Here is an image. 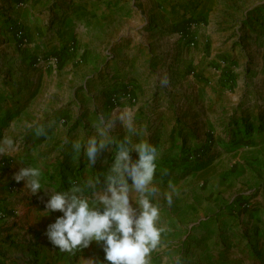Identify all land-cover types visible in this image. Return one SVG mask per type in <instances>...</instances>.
<instances>
[{"label":"rangeland","instance_id":"rangeland-1","mask_svg":"<svg viewBox=\"0 0 264 264\" xmlns=\"http://www.w3.org/2000/svg\"><path fill=\"white\" fill-rule=\"evenodd\" d=\"M39 1L46 34L59 35L70 23L76 31L39 49L37 28L31 45L24 25H16L20 52L11 57L24 60L34 50L32 91L25 82L6 86L7 73L25 65L5 63L10 51L0 56V264L35 260L24 238L61 215L47 209L51 195L78 186L94 198L105 190L119 144L140 138L159 151L150 199L161 209L164 231L149 263L264 264L246 232L239 240L221 229L203 238L200 224L225 215L239 226L234 220L258 191L264 202V0ZM66 58L72 80L65 69L58 73ZM127 109L135 113L136 133L119 120ZM98 126L113 142L93 162L85 146L89 137L100 138ZM29 167L42 173L35 193L27 178L15 179ZM84 186L95 187L83 193ZM130 197L136 207V193ZM202 199L209 203L203 215ZM202 241L222 249H192ZM91 243L103 251L102 242Z\"/></svg>","mask_w":264,"mask_h":264},{"label":"clouds","instance_id":"clouds-1","mask_svg":"<svg viewBox=\"0 0 264 264\" xmlns=\"http://www.w3.org/2000/svg\"><path fill=\"white\" fill-rule=\"evenodd\" d=\"M119 120L129 133H136L133 110H125ZM97 132L100 138L89 137L85 146L86 155L93 162L99 150L113 142L106 128L98 126ZM75 147L80 149V140ZM132 152L136 153L135 159ZM158 157V148L147 139L121 142L105 177L103 192L89 198L80 195L81 189L73 186L70 191L51 195L47 209L61 213L48 225L51 242L69 253L91 241L102 242L108 264H149L150 254L160 243L164 231L159 223L161 209L150 199L157 191L153 180ZM41 177L39 168L29 167L21 169L15 179L27 178L35 193L41 188ZM131 192L136 193V207H133ZM164 195L171 204L172 195Z\"/></svg>","mask_w":264,"mask_h":264},{"label":"crops","instance_id":"crops-1","mask_svg":"<svg viewBox=\"0 0 264 264\" xmlns=\"http://www.w3.org/2000/svg\"><path fill=\"white\" fill-rule=\"evenodd\" d=\"M42 5V1L36 2L35 4L30 0H0V56L1 53L4 54V51H10V55L5 60V63L9 62L10 66L14 69L16 68V64L24 63V67L22 72L12 71L9 74L7 73V78L9 79V83L6 86H15L18 82L22 84L25 82L26 86L24 85L26 90L32 91L34 83L36 82L33 79L34 72L29 67L32 63V52L34 51L32 47L27 50L28 54L26 57L24 55V60L20 57H11L13 55H18L20 50L16 49V38L14 37V29L16 25L22 23L26 28V31L30 38V44L32 45V30L34 27L37 28L39 34H34V41L38 44V48L41 49L48 43H57L60 38L64 37H72L75 34L76 29L71 30L70 24L64 25L62 28L61 33L59 35L55 34H46V28L43 25L42 17L40 16V11L37 10L38 6ZM20 6V7H19ZM5 9L2 11L3 8ZM74 21V20H73ZM38 36V38L36 36ZM36 44V45H37ZM16 49V50H15ZM11 50H14L16 54L11 55ZM1 64V63H0ZM28 66V67H27ZM60 70H66L64 72L67 74V79L72 80L74 72L71 71L74 69L70 60L66 58L63 59L62 63L59 66ZM19 80V81H18ZM67 81V80H66ZM0 86H2L0 84ZM10 89V88H9ZM16 89V88H15ZM74 89L72 88V97H74ZM68 94L67 92L64 94L63 101L67 103ZM64 102V104H65ZM76 104L80 106V101L77 98ZM76 108V106H74ZM262 186H249L250 191L258 190ZM251 207L247 210H243L241 212V219L234 220L235 222L240 224L239 226L235 225L231 227V218H227L225 215H221L220 218L213 221H205L202 219L201 224V236L203 238H208L211 236L209 232L212 233L218 232L219 229L222 230V233L228 231L227 235L235 237L236 240L242 239L239 233L241 234L242 231L246 232L248 235L249 245L248 246H255V242H257L256 250L259 254L261 262L264 263V202L262 200L261 191L257 192V195L254 197ZM202 203V215L205 214V211L209 209L208 200L202 199L200 201ZM235 217V216H234ZM232 217V219H235ZM233 221V222H234ZM52 223V222H51ZM47 222H43V225L32 235L26 236L24 238V242L32 241L34 247V255L35 260L22 262L21 264H107L108 262L104 259L103 251H97L98 248H94L92 246V241L87 246H81L77 248L75 251L69 253L60 249L59 247H55L52 245L51 240L47 235ZM34 225H37L34 223ZM241 226V227H240ZM233 228V230H232ZM230 231V232H229ZM201 244H194L192 249L195 251H200L205 254H211L214 252L217 254L221 251L220 246H212L207 242L202 241ZM246 242V240H245ZM52 245V246H51ZM214 249V250H213ZM206 250V251H205ZM211 251V252H210ZM151 262V261H149ZM18 264V263H17ZM151 264V263H149ZM204 264H236L231 260L228 262H206Z\"/></svg>","mask_w":264,"mask_h":264},{"label":"built area","instance_id":"built-area-1","mask_svg":"<svg viewBox=\"0 0 264 264\" xmlns=\"http://www.w3.org/2000/svg\"><path fill=\"white\" fill-rule=\"evenodd\" d=\"M19 35H21V32H18V36H19ZM183 38H186L187 41H188V32H185V33L183 34ZM190 43L193 44L192 41H191Z\"/></svg>","mask_w":264,"mask_h":264},{"label":"trees","instance_id":"trees-1","mask_svg":"<svg viewBox=\"0 0 264 264\" xmlns=\"http://www.w3.org/2000/svg\"><path fill=\"white\" fill-rule=\"evenodd\" d=\"M259 127H260V126H259ZM100 181H101V180H100ZM91 187H95V186H84L83 189H82L83 193H84L86 190L91 189Z\"/></svg>","mask_w":264,"mask_h":264}]
</instances>
